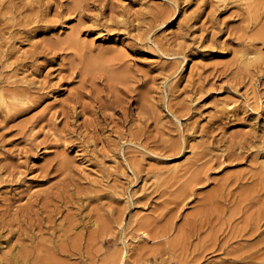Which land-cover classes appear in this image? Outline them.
<instances>
[{
  "label": "rangeland",
  "instance_id": "obj_1",
  "mask_svg": "<svg viewBox=\"0 0 264 264\" xmlns=\"http://www.w3.org/2000/svg\"><path fill=\"white\" fill-rule=\"evenodd\" d=\"M1 98L0 264H264V0H0Z\"/></svg>",
  "mask_w": 264,
  "mask_h": 264
},
{
  "label": "bare ground",
  "instance_id": "obj_2",
  "mask_svg": "<svg viewBox=\"0 0 264 264\" xmlns=\"http://www.w3.org/2000/svg\"><path fill=\"white\" fill-rule=\"evenodd\" d=\"M255 52V51H254ZM250 53H252V52H249V51H246V52H244V53H242V59H243V61H245V62H249V61H251L252 59H254V53H253V56H252V54L250 55ZM0 103L1 104H3L5 107H9L10 106V102H8V101H6V99L5 98H1L0 99ZM138 235H140V234H138ZM125 244V249L123 248L122 249V251H121V253H120V257H121V259H119V261H118V263L117 264H121V263H123V264H128L126 261V257H127V253H128V250L131 248V246L128 244V243H124ZM23 250H22V254L20 255V254H15V253H12V254H10V256H9V258H10V260H11V263L12 264H21L20 263V259L23 257H25V252L27 251L26 250V248L25 247H23L22 248ZM122 253H124V255L122 256ZM7 255V254H6ZM111 257H113V255L112 254H110L109 255V258H111ZM22 261V260H21ZM7 262H8V260H7ZM24 262V261H23ZM262 263H264V260L262 261Z\"/></svg>",
  "mask_w": 264,
  "mask_h": 264
}]
</instances>
